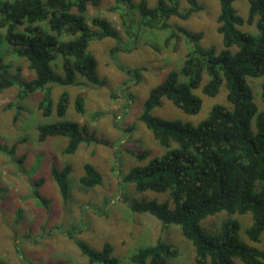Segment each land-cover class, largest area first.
Returning <instances> with one entry per match:
<instances>
[{
	"label": "trees",
	"instance_id": "16d2710c",
	"mask_svg": "<svg viewBox=\"0 0 264 264\" xmlns=\"http://www.w3.org/2000/svg\"><path fill=\"white\" fill-rule=\"evenodd\" d=\"M190 8L182 13L176 0H159L155 8L146 1L138 5L134 0H116L111 11L118 12L129 44L137 41V32L130 10L137 9L141 26L158 31H171L166 43L186 41L188 52L182 70L171 72L166 81L150 92L144 105L141 121L167 150L153 158L148 165L131 170L125 183L134 184L137 191H151L169 196L170 203L137 201L131 209L137 214L154 216L164 230L172 226L181 229L183 236L194 245L195 264H264V251L241 240V225L232 216L251 214L252 225L246 230L249 240L260 243L264 232V111L254 102L248 78L263 79L264 101V0H249L248 18L239 16L235 0H219L218 33L222 34L224 49H204L200 46L203 33L191 32L170 23L172 18L188 20L202 10L198 0H187ZM104 0H0V46L6 41L13 53L28 62L35 79L24 81L20 75L10 76L0 54V93L18 87L14 123H17L28 95L43 92L39 109L45 117L57 114L60 121L39 127V139L64 137L68 145L65 155H74L83 144L99 143L87 128L77 122L66 121L70 96L63 92L55 105L52 92L55 85H104L98 75V60L90 52L94 41L113 39L117 46L112 54L122 51L121 32L106 18L89 16L91 6L100 8ZM90 20V22H89ZM256 25L258 35L244 33L238 28ZM127 44V45H129ZM180 45V44H179ZM178 45V46H179ZM236 48V50H235ZM62 62L64 77L57 75L52 64ZM124 70V69H123ZM126 71V70H124ZM128 71V72H127ZM139 84L143 69L127 70ZM182 77L185 78L183 81ZM208 78L204 84L205 78ZM226 86L230 107L215 105L209 117L198 126L162 120L153 111L162 100L171 101L186 114H199L203 100L195 94L201 90L215 98ZM86 96L76 97V111L85 114ZM5 146L0 145V150ZM148 154H137L146 159ZM70 166L52 168V176L64 201L70 199ZM101 173L91 164L84 167L80 185L95 189L102 185ZM38 195V194H37ZM225 212L230 218L205 235L203 220ZM74 231L67 235L74 238ZM89 264H119L111 244L101 251L87 243L76 241ZM180 256V249L162 239L151 247L139 250L132 257L133 264H170Z\"/></svg>",
	"mask_w": 264,
	"mask_h": 264
},
{
	"label": "rangeland",
	"instance_id": "374dc122",
	"mask_svg": "<svg viewBox=\"0 0 264 264\" xmlns=\"http://www.w3.org/2000/svg\"><path fill=\"white\" fill-rule=\"evenodd\" d=\"M146 1L149 8H155L159 0H134L138 5ZM180 11L185 13L190 5L187 0H176ZM202 10L188 20L172 18L170 23L191 32L203 33L200 46L204 49H224L222 34L218 33V18L221 8L219 0H198ZM116 0H104L100 8L91 6L90 18L102 17L121 32L122 51L112 54L117 46L113 39L94 41L90 52L98 60V75L104 85H55L52 99L56 105L63 92H68L70 105L64 120L77 122L87 128L99 143L83 144L74 155H65L68 139L49 137L39 139V127L60 121L57 114L45 117L39 109L43 92L28 95L24 109L17 123H14L18 87L0 93V264H89L76 241L87 243L92 249L101 251L106 244L114 248L119 264H133L132 257L139 250L154 246L158 240L174 244L180 249V256L170 264H195L196 252L177 226L168 230L154 216L137 214L131 204L137 201L170 203L166 194L151 191L139 192L134 184H127L123 178L134 168L144 167L155 157L167 153L141 121L144 105L150 92L163 84L171 72L182 70L188 45L186 41L173 40L166 43L171 31H158L141 26L137 9L130 10L134 21L133 29L138 38L129 44L128 36L116 8ZM234 6L242 18L249 15V0H235ZM90 22V20H89ZM244 33L258 35L256 25L245 24L238 28ZM0 29V34H4ZM129 44V45H127ZM180 44V45H179ZM179 45V46H178ZM236 50V48H235ZM0 54L9 66V75H20L24 81L35 79V73L28 68V62L17 57L5 41ZM57 75L64 77L62 62L52 64ZM143 69L140 83L124 70ZM183 81L185 78L182 77ZM208 81L206 77L204 84ZM254 102L264 111L262 99L263 79L248 78ZM80 94L86 96L85 114L76 111L75 100ZM203 100L199 114L190 115L178 109L171 101L162 100V106L153 115L162 120L181 122L198 126L206 120L215 105L230 107L227 88L224 85L215 98L195 91ZM148 154L142 160L137 154ZM93 165L102 175L103 183L95 189L80 185L84 167ZM70 166V199L62 198L52 176V168L64 169ZM38 194V195H37ZM225 213L202 221L205 235H210L220 223L229 219ZM232 218L241 225V240L264 251V232L261 241L255 244L249 240L246 230L252 225L251 214L235 215ZM74 238L67 235L74 231ZM237 264H241L236 260Z\"/></svg>",
	"mask_w": 264,
	"mask_h": 264
}]
</instances>
